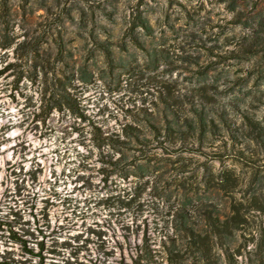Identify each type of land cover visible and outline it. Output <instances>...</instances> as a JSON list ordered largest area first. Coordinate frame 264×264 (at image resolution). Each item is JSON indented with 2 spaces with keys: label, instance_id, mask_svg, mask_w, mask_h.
I'll use <instances>...</instances> for the list:
<instances>
[{
  "label": "rangeland",
  "instance_id": "obj_1",
  "mask_svg": "<svg viewBox=\"0 0 264 264\" xmlns=\"http://www.w3.org/2000/svg\"><path fill=\"white\" fill-rule=\"evenodd\" d=\"M195 109L217 125L200 143L196 123L165 131ZM246 117L264 129V0H0V264H193L176 212L205 202L238 214L229 250L258 263Z\"/></svg>",
  "mask_w": 264,
  "mask_h": 264
},
{
  "label": "trees",
  "instance_id": "obj_2",
  "mask_svg": "<svg viewBox=\"0 0 264 264\" xmlns=\"http://www.w3.org/2000/svg\"><path fill=\"white\" fill-rule=\"evenodd\" d=\"M197 114L196 122H194V119L192 117H185L183 119V122L181 125L186 126V130H184L181 126L176 127L175 125H178L179 123H174L173 121H167V124L165 125V131L169 133L172 136H177L181 141H186L191 138V135L193 131L195 130V123L198 127V142L200 143L202 141L203 135H205L206 128H207V119H209V122L211 123L212 127H216L217 125L214 124L213 117L208 114V111L203 110H194ZM209 117V118H208ZM247 118L248 126L250 128L251 134H253L251 139L255 141H261L264 140V129L258 123L257 121L253 119ZM110 141H116L117 137L109 136L108 138ZM191 150V148H190ZM199 150V149H196ZM213 159L221 160L223 157V153H220L218 151L212 152ZM216 184H219L223 187L225 190H233L232 186L234 184L233 179L229 177V175H220L218 181ZM183 205L180 206V208L177 210L176 214L182 217V225L181 229L183 231L184 237L189 240V243L192 245V255L194 257L193 264H212L210 258V247L208 245V241L211 238H219L221 241V244L224 247H222L223 252L225 254L226 264H240L238 263L234 257L233 254L230 252V246L227 243L229 240V236L234 237V229L236 228V224L238 223V214H234L233 216H228L224 219L221 218V211L218 209V207L213 203H195L190 205L189 208L185 207V203H182ZM209 206V207H207ZM198 218L200 220H198ZM194 221H191V220ZM204 221L206 224V227L208 228V232L203 235L202 234V227H199L201 221ZM224 241H223V240ZM228 244V246H227ZM248 264H264L263 257L260 259L258 263L252 262Z\"/></svg>",
  "mask_w": 264,
  "mask_h": 264
}]
</instances>
